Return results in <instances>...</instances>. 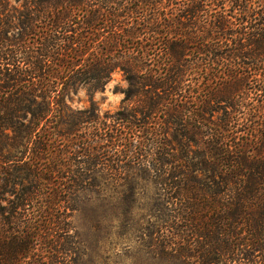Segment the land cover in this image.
Instances as JSON below:
<instances>
[{
  "label": "trees",
  "instance_id": "1",
  "mask_svg": "<svg viewBox=\"0 0 264 264\" xmlns=\"http://www.w3.org/2000/svg\"><path fill=\"white\" fill-rule=\"evenodd\" d=\"M247 67L264 100V0H0V264L75 263L65 203L86 179L81 147L98 172L154 173L164 260L264 264V120L242 101ZM116 70L117 110L67 104Z\"/></svg>",
  "mask_w": 264,
  "mask_h": 264
},
{
  "label": "rangeland",
  "instance_id": "2",
  "mask_svg": "<svg viewBox=\"0 0 264 264\" xmlns=\"http://www.w3.org/2000/svg\"><path fill=\"white\" fill-rule=\"evenodd\" d=\"M197 65L192 73L191 85L196 80H202ZM245 70L248 91L242 101L248 108L259 107L260 111L254 117L264 120V100L254 93V87H257L255 81L261 76L257 71L251 74L249 67ZM126 86L122 72L116 70L102 88L94 90L88 85H80L68 94L66 102L74 109L93 107L96 113L103 116L121 106V91ZM227 110L233 113L230 108ZM218 114L215 113L213 119ZM248 116L237 113L230 124L244 134L252 124ZM89 130L90 127L82 134H88ZM81 148L73 151H81L80 160H87L89 164L84 171L86 179L80 185L71 186L65 203L72 208L69 235L76 247L74 264H174L157 253L155 208L158 189L154 173L134 165L113 170L106 166L113 164L111 160H103L106 165L98 172V166L90 164L95 158L92 151L91 155L87 152L83 155Z\"/></svg>",
  "mask_w": 264,
  "mask_h": 264
}]
</instances>
